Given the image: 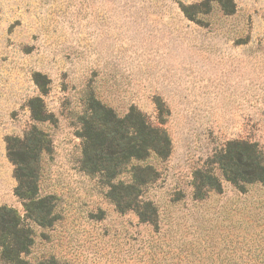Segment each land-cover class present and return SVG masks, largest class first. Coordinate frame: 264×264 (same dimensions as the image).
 I'll return each instance as SVG.
<instances>
[{"label": "rangeland", "instance_id": "rangeland-1", "mask_svg": "<svg viewBox=\"0 0 264 264\" xmlns=\"http://www.w3.org/2000/svg\"><path fill=\"white\" fill-rule=\"evenodd\" d=\"M234 2L226 13L216 0H0V206L25 214L8 138L35 124L51 140L39 192L56 218L32 224L30 264H264V184L222 178L221 191L195 195V171L220 176L229 140L264 152V0ZM90 94L168 133L142 192L155 222L119 210L82 169ZM36 98L46 121L33 119Z\"/></svg>", "mask_w": 264, "mask_h": 264}, {"label": "trees", "instance_id": "trees-1", "mask_svg": "<svg viewBox=\"0 0 264 264\" xmlns=\"http://www.w3.org/2000/svg\"><path fill=\"white\" fill-rule=\"evenodd\" d=\"M216 1L226 13L236 10L234 0ZM32 103L33 119L46 121L49 114L41 98L33 99ZM79 136L82 169L100 176L119 210H131L142 221L155 222L157 207L151 200L143 199L142 192L158 175L149 159L166 158L171 152L166 130L151 123L136 107L119 114L90 94L87 109L80 116ZM7 142L18 181L15 194L22 200L25 214L22 216L13 207L0 206V256L7 264H30L25 256L33 244L32 224L47 226L56 218L53 196L39 192L40 160L50 150L51 140L34 124L22 138L9 137ZM213 162L218 165L220 176L210 168H199L194 173L197 197H203L211 189L221 191L222 178L240 189L254 182L264 184V152L255 142L229 140L215 154Z\"/></svg>", "mask_w": 264, "mask_h": 264}]
</instances>
